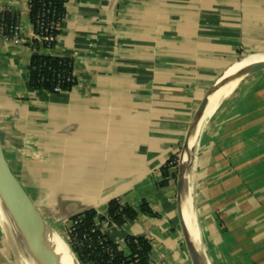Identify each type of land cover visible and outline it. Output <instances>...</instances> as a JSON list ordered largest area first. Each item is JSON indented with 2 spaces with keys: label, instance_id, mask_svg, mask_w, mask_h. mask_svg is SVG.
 I'll use <instances>...</instances> for the list:
<instances>
[{
  "label": "crops",
  "instance_id": "0c3cea01",
  "mask_svg": "<svg viewBox=\"0 0 264 264\" xmlns=\"http://www.w3.org/2000/svg\"><path fill=\"white\" fill-rule=\"evenodd\" d=\"M29 11L30 0H0L20 39L0 32V142L40 215L68 228L93 211L94 230L122 256L128 238H141L148 264H192L174 169L201 109L203 184L216 146L236 158L233 176L226 156L218 161V178L249 187L235 189L228 208L203 197L195 215L203 255L208 264H264V71L206 114L225 71L264 48V0H67L45 52ZM34 54L71 62L75 84L55 95L30 89ZM111 201L137 217L115 225ZM143 203L157 217L141 213Z\"/></svg>",
  "mask_w": 264,
  "mask_h": 264
},
{
  "label": "water",
  "instance_id": "95a60500",
  "mask_svg": "<svg viewBox=\"0 0 264 264\" xmlns=\"http://www.w3.org/2000/svg\"><path fill=\"white\" fill-rule=\"evenodd\" d=\"M264 56V55H262ZM255 57V56H253ZM251 57V58H253ZM256 58V57H255ZM262 60V58L260 56ZM250 58H245L239 62L234 63L225 73L221 79L214 85L211 92L219 86L222 79L237 64L244 62ZM203 118L202 110L197 114L191 129L187 133L185 141L181 150L180 163L178 168V175L176 179L177 188V202L179 211V220L183 239L189 258L192 264H203L200 256L198 246L196 245L191 230L185 222L184 211L181 206L182 194L185 191V178L187 173V160L192 147L193 141L199 139L200 120ZM0 210L5 218L9 228L13 231L16 242L19 248L26 254V256L35 262L39 261L42 264L45 256V248L41 243V235L47 228L48 232L57 240L59 257L62 264H79L72 254L66 248L61 238L54 233L51 227L48 226L47 221L40 215L34 203L26 193L23 186L20 184L14 173L9 167L6 160L1 142H0ZM72 219V218H71ZM0 264H9L4 258H0Z\"/></svg>",
  "mask_w": 264,
  "mask_h": 264
},
{
  "label": "trees",
  "instance_id": "16d2710c",
  "mask_svg": "<svg viewBox=\"0 0 264 264\" xmlns=\"http://www.w3.org/2000/svg\"><path fill=\"white\" fill-rule=\"evenodd\" d=\"M67 0H30V11H29V19L32 25H35L36 19L38 16V13L40 12V9L44 5H51V8L54 13V20H60L63 16V4ZM56 36V31L53 33V39L51 41V47L54 44V39ZM37 46L40 49L45 48V44L36 42ZM71 62L68 60H62V59H56V58H50L49 56L42 55V54H34L31 57L30 65H29V73H28V85L30 89L32 90H39L41 86L38 84V80L41 77L50 79L52 71H57L62 68L69 69V66ZM69 65V66H68ZM48 67H51V70H48ZM50 86L52 84L47 83V85H44L43 88L49 90ZM64 88V87H63ZM166 172V168L163 169V173ZM139 211L143 214H146L148 216L157 217L156 214L152 213V211L148 208V206L143 203ZM81 216V215H80ZM80 216H76L74 218H78ZM108 216L111 219V221L117 225L122 226L126 222H131L137 217V211L127 207V208H121L116 202L111 201L108 204ZM84 219L80 222L79 226L77 227L76 232H80L83 230L90 231L93 228V218H94V212L88 211L83 214ZM105 240V239H104ZM133 240L137 241V245H133ZM106 245L113 249V258L106 259L103 255L99 257V259H96L95 253L92 254L88 251H80L81 257L83 259H87L86 262L89 264H94L96 262H99V264H129L133 262L134 264H148V254L150 252V245L147 241L141 238H128L126 245L128 250L127 257L122 256V254L118 253L115 249V247L106 241ZM82 259V260H83ZM84 261V262H85ZM94 262V263H93Z\"/></svg>",
  "mask_w": 264,
  "mask_h": 264
},
{
  "label": "rangeland",
  "instance_id": "374dc122",
  "mask_svg": "<svg viewBox=\"0 0 264 264\" xmlns=\"http://www.w3.org/2000/svg\"><path fill=\"white\" fill-rule=\"evenodd\" d=\"M243 55L244 56L238 58L237 62H239L245 58H251L253 56L256 57V56L264 55V48L259 52L249 54V55H246V54H243ZM262 71H264V67L258 69L257 71H255V72H253L247 76H250L252 74L262 72ZM201 120L199 123L200 124L199 136H200V133L203 129V124L201 123ZM227 145H229L230 147L234 146V144L232 142L227 143ZM197 148H198L197 142L193 141L192 147H191V150L189 153V158L187 160V173H186V178H185V189L187 187V189L189 191V196H190V199L192 202L194 214L196 215L198 210H201V200L203 199V197L205 198L206 201L210 202L211 209H217L219 204H221V206L224 204L225 207L227 206V208H228V206H231L233 204L234 198H232V197H233L235 189H237L241 192L249 189V187H247V186L238 187L236 185H233V181L235 180V178H234L235 176L233 177V179L228 178L227 180H223V179L218 178L217 163L219 160H223V158H225V156H226V160H227L225 162V164L229 166L230 176H233L235 174V172H236L234 170V163L236 162L235 154H230V155L221 154L218 151V147L215 146L213 154H212L213 164L211 165V168H210L211 169V175H210L211 180L207 181L209 183L208 185H205V184H203L202 174L200 173L201 170L199 169L198 164L196 163V157H197V151H198ZM181 150H182V147L180 148L178 160H175V166H176V168L174 169L175 180L177 179V175H178ZM207 178H208V176H207ZM224 196H226L227 198L229 196V199L226 202H223ZM196 202H197V206H196ZM47 224L49 227L52 228L54 233H56L61 238V240L65 244L66 248H68L72 252V254L74 255V257L76 258V260L79 264H89L88 262H86L87 259L86 258L83 259V257H81V255L79 254L80 250L76 246L74 240L72 239L69 228L64 227L63 225L60 226V224L53 223V222H51V223L47 222ZM196 242H197V246H198V249L200 252L199 254L201 256L202 263L208 264L207 260L205 259V256L203 255L200 241L197 239Z\"/></svg>",
  "mask_w": 264,
  "mask_h": 264
},
{
  "label": "built area",
  "instance_id": "2783aa9c",
  "mask_svg": "<svg viewBox=\"0 0 264 264\" xmlns=\"http://www.w3.org/2000/svg\"><path fill=\"white\" fill-rule=\"evenodd\" d=\"M58 22L59 20H54V13L50 4H48L47 6L44 5L40 9V12L38 13L36 19V23L35 25H32V27L36 37V42L46 45L43 49V52L51 48L50 45L53 39V33L57 29ZM2 31L8 33L13 43L20 42L18 36L19 27L17 26V23L6 15H0V32ZM49 57L53 58L52 56ZM70 65L71 66L68 65V70L62 68L57 71H52L51 67H48V70L52 71L51 77L50 79L41 77L38 80V84L39 86H41L39 90L51 95H55L63 91H68L75 84L72 64ZM47 83L52 84L49 90L43 88V86L47 85ZM83 219V216H80L78 218H72L68 227L70 229L71 237L74 240L76 246L79 248L80 251H88L92 254L95 253L96 259H99V257L103 255L104 258H108L111 260L114 254L113 249L106 245L104 238L101 235L97 234L94 229H91L90 231L83 230L80 232H76L77 227ZM133 242V245H137L136 240H133ZM94 264H99V262H96ZM129 264L134 263L131 262Z\"/></svg>",
  "mask_w": 264,
  "mask_h": 264
},
{
  "label": "bare ground",
  "instance_id": "6f19581e",
  "mask_svg": "<svg viewBox=\"0 0 264 264\" xmlns=\"http://www.w3.org/2000/svg\"><path fill=\"white\" fill-rule=\"evenodd\" d=\"M261 54V53H260ZM263 54V53H262ZM249 55V54H248ZM262 58L264 56H261ZM260 56H256L244 62L237 64L234 68L225 75V77L220 82L216 89L214 96L209 100L210 107L207 111V115L211 114L216 105L222 99L228 97L239 81L244 79L247 75L257 71L258 69L264 67V59ZM227 99V98H226ZM203 124V122L201 121ZM203 130V129H202ZM200 131V130H199ZM203 160V159H202ZM183 210L185 222L187 223L193 238L196 240L198 236V229L195 219V214L193 211L192 202L189 196V191L186 187L183 194ZM41 235V243L45 248V256L42 264H62L59 257L57 240L49 233L47 228ZM0 258H4L9 264H40L39 261L35 262L30 260L26 254L19 248L16 242V237L13 231L9 228L5 218L0 210Z\"/></svg>",
  "mask_w": 264,
  "mask_h": 264
}]
</instances>
